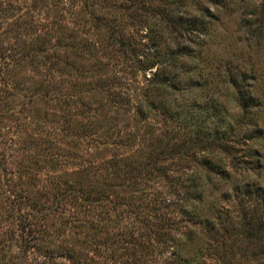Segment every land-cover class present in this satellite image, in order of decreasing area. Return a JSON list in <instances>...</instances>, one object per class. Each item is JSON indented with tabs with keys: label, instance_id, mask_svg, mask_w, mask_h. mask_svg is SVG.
Listing matches in <instances>:
<instances>
[{
	"label": "trees",
	"instance_id": "obj_1",
	"mask_svg": "<svg viewBox=\"0 0 264 264\" xmlns=\"http://www.w3.org/2000/svg\"><path fill=\"white\" fill-rule=\"evenodd\" d=\"M55 2L0 33V264H264V0Z\"/></svg>",
	"mask_w": 264,
	"mask_h": 264
},
{
	"label": "rangeland",
	"instance_id": "obj_2",
	"mask_svg": "<svg viewBox=\"0 0 264 264\" xmlns=\"http://www.w3.org/2000/svg\"><path fill=\"white\" fill-rule=\"evenodd\" d=\"M0 13H3V19H5V23L0 26V33L7 36L16 35L24 38L46 34L65 35L68 25H70L64 6L57 4L55 0H48L44 5L40 0H0ZM57 23L61 26H57ZM226 24L229 33L234 34L232 40L236 41V37H241V39L244 37L236 32L237 24L233 19L228 20ZM255 61L260 71L263 63L260 62L259 55ZM24 65L22 69L17 70L19 76L31 74L30 66ZM260 83H264V75L260 77ZM260 98L262 97L260 96ZM32 105L35 109L34 113L41 116L47 112L52 117V111H57L56 107L52 109L54 107L52 102L49 103L46 99H36ZM259 123L261 124L259 125V138L251 142L259 148L260 164L257 179L259 181V197H264V133L260 132L261 127L264 129V110H259ZM62 145L66 144L62 143ZM259 213L264 216V200L259 201Z\"/></svg>",
	"mask_w": 264,
	"mask_h": 264
}]
</instances>
